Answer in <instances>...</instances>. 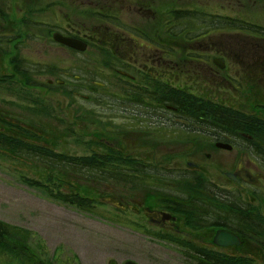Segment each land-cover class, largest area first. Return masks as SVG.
Returning <instances> with one entry per match:
<instances>
[{
    "label": "flooded vegetation",
    "instance_id": "flooded-vegetation-1",
    "mask_svg": "<svg viewBox=\"0 0 264 264\" xmlns=\"http://www.w3.org/2000/svg\"><path fill=\"white\" fill-rule=\"evenodd\" d=\"M161 1L81 0L74 7L78 34L64 35L86 50L55 43L73 55L78 75L65 60L39 86L36 72L47 71L37 64L30 84L44 94L57 91L34 106V117L51 115L57 129L2 133L17 139V166H46L43 174L31 172L38 189L64 195L73 207L83 199L84 166H126L125 200L110 189L98 201L117 204L132 238L175 251L182 264H264V81L257 74L253 86L228 64L216 67L212 46L187 50L182 35L166 34ZM247 103L259 108L238 116L245 125L227 116L214 122V104ZM44 175L50 182L42 188ZM220 231L240 244L215 245Z\"/></svg>",
    "mask_w": 264,
    "mask_h": 264
},
{
    "label": "rangeland",
    "instance_id": "rangeland-1",
    "mask_svg": "<svg viewBox=\"0 0 264 264\" xmlns=\"http://www.w3.org/2000/svg\"><path fill=\"white\" fill-rule=\"evenodd\" d=\"M37 1L41 3L40 6H35V0H0V17L3 18L0 21V34L3 33L2 36L0 35V42L4 41L0 44L2 69L0 80L4 83L9 82L15 87L13 95L7 92L8 85L4 87L3 93L0 91V114L5 112L7 117H16L7 124H1L10 132L25 131L20 126L38 131L44 127L57 129L58 124L51 119V115L34 117L33 103L40 105L37 100L44 101L47 94L57 92L49 90L44 94L46 88H41L43 91L32 89L30 84L35 83L33 70L37 64L47 71L39 73L38 84H45L46 79L50 77L49 73H58L59 67L63 66L62 62L65 60L71 62L67 64V68L78 75L76 72L78 67L72 68L73 55L51 41L54 31L62 34L69 32L78 34L77 23L81 21L79 17L81 13L75 12L74 7H77L81 0H67L69 7L65 6L66 3L59 4L58 0ZM82 1L94 2V0ZM161 3L165 6V20H168L167 13L174 9L233 17L264 27V9L254 0L246 5L231 0H162ZM186 23L188 21L176 24L171 20L167 25L166 34L168 30L171 33H179L184 29L181 24L186 25ZM192 24L194 25L191 27H195L194 31L197 32L191 35L192 43L182 44L187 50L191 48L210 50L212 46L214 56L225 57L233 68L232 72H236L234 76L241 74L251 78L247 82L253 86L259 84L254 79L257 74H260L262 82L264 81L263 44L255 42L253 38L236 35V32L217 35L211 33L205 38L200 34L203 33V28L195 25L196 22ZM176 25L178 28L174 29ZM197 35L199 37L194 38ZM18 36H21L20 39L13 41ZM229 42L247 43L248 47L232 46L234 53L247 58L237 60L229 53L227 51ZM13 56H16L19 62L20 75L14 73L13 67L8 64ZM26 68L28 73L21 74ZM221 96L230 97L227 93H221ZM65 98L71 99L68 95ZM59 140L66 144L63 139ZM16 141L15 138L14 142ZM45 143L40 145L39 149L44 150L47 147V142ZM17 164L11 157L0 153V223L11 227V230L17 234L13 241L16 246L15 257H12L10 252L0 251V264H108L111 260H115L118 264H125L128 260L138 264H182L175 251L150 245L141 236L132 238L126 226L122 225L126 221L125 214L121 216L113 205H105L98 201V208L92 210L89 203L90 211H81L77 207L65 204L64 196L56 200L46 195L51 192L50 190L46 192L40 188L36 189L41 183L31 176V172L36 169L41 170L43 174L42 167L17 166ZM37 180H40V177H37ZM45 182L47 181L44 175L42 188L47 184ZM116 196L121 202L125 200L121 198L122 196ZM117 215L121 216L122 224L117 223L119 220L116 219ZM26 236L28 239L23 242ZM29 256L30 259L27 258Z\"/></svg>",
    "mask_w": 264,
    "mask_h": 264
},
{
    "label": "trees",
    "instance_id": "trees-1",
    "mask_svg": "<svg viewBox=\"0 0 264 264\" xmlns=\"http://www.w3.org/2000/svg\"><path fill=\"white\" fill-rule=\"evenodd\" d=\"M231 1H236L237 3H244L246 5V3H248L251 0H231ZM256 3H258V6L262 9H264V0H254ZM195 7V6H194ZM166 11H167V6H166ZM192 11V10H190ZM168 19H175V21H181V22H187L186 25H181L182 28H184L182 31H180L179 33L181 34H186L188 30H194L195 27H191V25L193 26L195 23V25L202 27L203 28V33L202 35H207L209 33L212 32L213 35H217L220 33H233L236 32V35H243L246 36L247 38H253V40L255 42H258L260 44H263L262 49L264 50V27L260 26V25H255L253 23H250V21L247 20H241V19H236L233 17H227V16H220V15H213V14H206L203 12H186V11H177V10H172L169 11L167 13ZM2 18V17H1ZM3 19V18H2ZM175 29V27H174ZM201 30V29H200ZM174 33V32H172ZM189 34V33H188ZM226 45V44H225ZM231 45V46H229ZM232 46H239V47H243V46H247L248 44L245 43H228V49L227 51L229 53H231L232 55H234L236 57L237 60H240L239 55H237L236 53H234V49L232 48ZM0 83H3L2 85H0V91L4 90L5 86L8 85V89L7 92L10 95L14 94L15 91V87H12L10 85V83H4L3 81L0 80ZM252 109V107H248V106H241V107H224L221 105H217L214 104L213 106V116H214V122H216L218 120V124L222 125L223 122V118L225 116H227L231 121L236 122L238 124L243 123L244 125L246 124V122L242 121V119L238 118L239 115H244L246 116V114L248 115H254V112L248 109ZM2 115L0 114V128L2 127L1 124H7V121L3 120ZM243 126V125H242ZM244 129H246L245 127H243ZM243 129V130H244ZM247 131L248 130H244ZM14 141L15 138L10 137V136H6L3 135L2 133H0V147H5L11 151L15 150V146H14ZM111 167V166H110ZM96 168H99L102 172V179H110L111 177L109 175H105L104 174V170L108 171L107 169H110L109 166H85V173H86V177L87 179L89 177H94L95 175V170ZM119 170H122V168H118ZM124 171V169H123ZM121 177H119V179L121 180V187H124L125 184V180H124V175H120ZM87 194H89V191H86ZM91 203V202H90ZM85 210L89 211V200H85ZM116 219H119L118 217ZM119 222V220H118ZM12 228L0 223V251H7L10 252L11 255H13L12 257H15V250H16V246H14L13 241H14V237L17 236V234H15L12 230ZM28 237L26 236L22 241H27ZM200 254H203L206 256V252H199ZM30 259V256L27 257Z\"/></svg>",
    "mask_w": 264,
    "mask_h": 264
},
{
    "label": "water",
    "instance_id": "water-1",
    "mask_svg": "<svg viewBox=\"0 0 264 264\" xmlns=\"http://www.w3.org/2000/svg\"><path fill=\"white\" fill-rule=\"evenodd\" d=\"M54 40L58 43H61L63 45L69 46L73 49L79 50V51H84L86 50V46L83 43H80L77 40L65 38L62 35L56 33L54 34ZM215 64L221 68H223V65L220 60H215ZM239 175L243 177L246 181H248V178L240 171ZM215 244L218 246H232L235 244H238L234 236L231 234L225 233V232H220L217 234L215 238ZM109 264H118L115 260H112L109 262ZM125 264H136L133 261H128Z\"/></svg>",
    "mask_w": 264,
    "mask_h": 264
}]
</instances>
